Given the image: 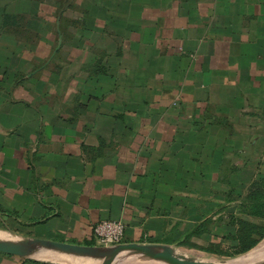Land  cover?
<instances>
[{
	"label": "crops",
	"instance_id": "obj_1",
	"mask_svg": "<svg viewBox=\"0 0 264 264\" xmlns=\"http://www.w3.org/2000/svg\"><path fill=\"white\" fill-rule=\"evenodd\" d=\"M250 143L264 147V0H0V225L219 242L203 211L264 177L238 165Z\"/></svg>",
	"mask_w": 264,
	"mask_h": 264
},
{
	"label": "trees",
	"instance_id": "obj_2",
	"mask_svg": "<svg viewBox=\"0 0 264 264\" xmlns=\"http://www.w3.org/2000/svg\"><path fill=\"white\" fill-rule=\"evenodd\" d=\"M40 4L35 1L31 3V13L35 19L32 23L38 26L41 24L36 18L38 17ZM52 4L57 7L56 12L58 14L56 16H58L60 3L52 2ZM59 8L61 9L62 6ZM220 200L222 201L217 204L218 210L213 211V208H210L203 211V236L213 235L212 229L215 226L213 218L218 216L216 228H218L217 232L222 231V240L219 242L209 241L203 245L187 241L184 245L218 255L237 256L245 254L264 238V177L255 178L247 186L239 185L237 193L233 194L231 190ZM210 214L211 216L206 218ZM0 227L12 230L6 224L0 225ZM193 234L199 233L194 231ZM85 244L94 245L95 242H87ZM22 263L45 264V262L33 259H23Z\"/></svg>",
	"mask_w": 264,
	"mask_h": 264
},
{
	"label": "water",
	"instance_id": "obj_3",
	"mask_svg": "<svg viewBox=\"0 0 264 264\" xmlns=\"http://www.w3.org/2000/svg\"><path fill=\"white\" fill-rule=\"evenodd\" d=\"M262 242L264 243V238L242 257L232 261L194 258L178 253L172 245L166 243L122 242L113 246H100L47 240L35 236L0 237V253L33 260H37L35 254H56L81 260H96L98 264H120L129 257L160 264H264V244L257 248ZM254 249L258 250L248 255Z\"/></svg>",
	"mask_w": 264,
	"mask_h": 264
},
{
	"label": "rangeland",
	"instance_id": "obj_4",
	"mask_svg": "<svg viewBox=\"0 0 264 264\" xmlns=\"http://www.w3.org/2000/svg\"><path fill=\"white\" fill-rule=\"evenodd\" d=\"M62 22H63L62 25L65 30L67 25L68 26L70 25L71 19L67 17H63ZM263 152H264V147L261 144L259 145L257 143L256 145H252V143H250L249 145H246V147H244L243 154L240 157V161L238 165L239 166L245 165L247 167V163L250 161L251 158H253V161H250L248 167H252L251 170H252V173H254V176L257 174V172L258 173L261 171L264 172V156H262ZM256 161H258L259 163L257 164L258 166H256L255 168ZM0 236H3V237L16 236L20 238L22 236H27V235H25L24 231H21L18 233V232H14L12 230L4 229L0 227ZM196 242L200 245H203V241H196ZM263 244L264 243L262 242L257 248H260ZM171 245L180 254H185L187 256H191V257L203 259V260L232 261L234 259H237L243 256V254L237 255V256L218 255V254H213V253L203 251L198 248H191V247H187L184 245H179V244H174V245L171 244ZM250 254L252 255V251L248 255ZM34 257L37 258L36 261H40V262H45L49 260V261H55V262L62 261V262L69 263V264L70 263L75 264L77 263L76 260L80 261V259H77V258H69L67 256H61V255H56V254H45V253L35 254ZM120 264H160V263L148 262L145 260L129 257V258H126Z\"/></svg>",
	"mask_w": 264,
	"mask_h": 264
},
{
	"label": "built area",
	"instance_id": "obj_5",
	"mask_svg": "<svg viewBox=\"0 0 264 264\" xmlns=\"http://www.w3.org/2000/svg\"><path fill=\"white\" fill-rule=\"evenodd\" d=\"M95 245L113 246L123 242L125 225L121 221L104 220L93 227Z\"/></svg>",
	"mask_w": 264,
	"mask_h": 264
},
{
	"label": "bare ground",
	"instance_id": "obj_6",
	"mask_svg": "<svg viewBox=\"0 0 264 264\" xmlns=\"http://www.w3.org/2000/svg\"><path fill=\"white\" fill-rule=\"evenodd\" d=\"M0 237H3V236H0ZM263 249H264V247H263ZM256 250H258V249H254V250H252V254H254ZM250 255H251V254H250Z\"/></svg>",
	"mask_w": 264,
	"mask_h": 264
}]
</instances>
